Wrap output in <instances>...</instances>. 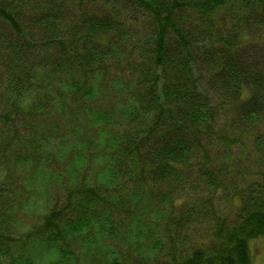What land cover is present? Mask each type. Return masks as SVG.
I'll return each mask as SVG.
<instances>
[{"label": "trees", "instance_id": "1", "mask_svg": "<svg viewBox=\"0 0 264 264\" xmlns=\"http://www.w3.org/2000/svg\"><path fill=\"white\" fill-rule=\"evenodd\" d=\"M261 238L264 0H0V264H251Z\"/></svg>", "mask_w": 264, "mask_h": 264}, {"label": "rangeland", "instance_id": "2", "mask_svg": "<svg viewBox=\"0 0 264 264\" xmlns=\"http://www.w3.org/2000/svg\"><path fill=\"white\" fill-rule=\"evenodd\" d=\"M34 198L31 199V210L30 214L28 215L30 223L28 224H23L20 232H24L34 225L37 224V221L39 220L41 214L44 212L45 206H46V201H45V195L44 191L42 189H39L37 193L34 194ZM36 199V200H34ZM206 223V222H205ZM205 223L201 226L202 230H205ZM249 249H250V254H251V264H264V238L261 239H256L252 240L249 243ZM40 253L34 254L32 251L30 253V259L37 257V255ZM54 259V254L52 252H47L44 253L42 257L39 258V262L43 263L44 261H52Z\"/></svg>", "mask_w": 264, "mask_h": 264}]
</instances>
